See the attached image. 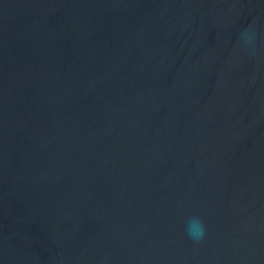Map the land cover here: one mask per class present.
<instances>
[{
	"label": "water",
	"instance_id": "1",
	"mask_svg": "<svg viewBox=\"0 0 264 264\" xmlns=\"http://www.w3.org/2000/svg\"><path fill=\"white\" fill-rule=\"evenodd\" d=\"M0 264H264V0H0Z\"/></svg>",
	"mask_w": 264,
	"mask_h": 264
},
{
	"label": "clouds",
	"instance_id": "2",
	"mask_svg": "<svg viewBox=\"0 0 264 264\" xmlns=\"http://www.w3.org/2000/svg\"><path fill=\"white\" fill-rule=\"evenodd\" d=\"M205 225L197 217H189L185 224V233L193 242H198L205 235Z\"/></svg>",
	"mask_w": 264,
	"mask_h": 264
}]
</instances>
